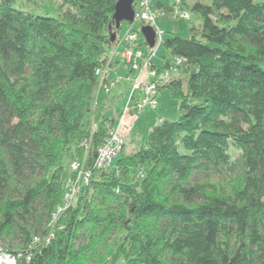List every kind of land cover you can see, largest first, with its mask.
I'll use <instances>...</instances> for the list:
<instances>
[{
    "label": "trees",
    "instance_id": "16d2710c",
    "mask_svg": "<svg viewBox=\"0 0 264 264\" xmlns=\"http://www.w3.org/2000/svg\"><path fill=\"white\" fill-rule=\"evenodd\" d=\"M116 1L62 0L53 17L0 0V244L16 264H104L115 247L124 264H264V0H176L199 28L167 31L150 66L173 67L156 83L178 117L110 172L95 161L112 119L84 127L110 81ZM65 158L89 174L56 213Z\"/></svg>",
    "mask_w": 264,
    "mask_h": 264
},
{
    "label": "rangeland",
    "instance_id": "374dc122",
    "mask_svg": "<svg viewBox=\"0 0 264 264\" xmlns=\"http://www.w3.org/2000/svg\"><path fill=\"white\" fill-rule=\"evenodd\" d=\"M158 1H161L165 6L164 8H169V10L167 12H163V14H159V12H157L159 11V9H156V4ZM61 3L62 0H13L12 2L15 8L21 9L23 11L31 12L33 14L48 15L53 17L60 16L59 6L61 5ZM190 3L191 2L188 1V4ZM150 9L154 11L156 15L154 27L158 31V34L156 35L155 42H159V36L161 38H164L167 35V31H171V30H175L176 33L183 38H189L191 36L190 27L193 26L194 24L197 25L196 17L199 18V15L197 13L192 12L189 8L185 7V9H181L176 0H152L150 4ZM175 9H179V12H185L186 15L185 16L176 15L175 12L178 11H175ZM133 22L132 24H128L125 21L122 22L121 28L118 32L119 44H121L122 48L118 51L116 50L113 51L114 53L111 52V54L117 55L121 61H125L126 63L130 64L129 67H131L132 62L130 61V55L122 56V53L123 52L126 53L125 51L134 52L135 50H140L143 54V57L145 56L144 55L145 53L149 55L153 53V55L151 56V62L157 65H161L163 63L162 56L166 54L165 49L162 46L161 42H159L158 45L157 43H155V47L154 48L152 47L151 51H149L146 50L143 46L138 45L139 44L138 40L139 41L141 40L138 37L134 40H129V41L125 39L126 32L129 29L136 28V25L133 24ZM195 35L197 38L200 37L198 32H196ZM139 61L144 62L142 55L139 58ZM137 73L138 70H132V74H129L128 76V80H130L129 83V81L127 80V70L126 71L124 70L119 74L118 77L119 83L117 85L111 86L108 89V91L106 92L104 91V93L107 96L105 95V97L101 99L100 102H95L92 100L91 109L86 116L87 120L84 128L89 127L90 129H94L95 126L102 119L109 122L111 118H113L115 125L118 123L119 117L122 116V120H123L124 113L120 112L118 115V109L119 111H122L125 105H128V107L130 106L128 97L131 95L130 93L133 89L136 76L138 75ZM141 78L143 80V84L147 83V79L149 80V76L147 75V73L146 76L143 75ZM118 85L119 87H117ZM116 87L119 88L121 94L120 93L113 94V89H115ZM93 95L92 98L94 97ZM141 97H142V87L140 86L139 98L137 102L140 100ZM157 97H158V105L156 104L155 107H144L141 111H137V112L133 111L131 114L129 113V111L126 112L127 114L123 120V125L121 129L123 134H127V135L129 134L127 136L128 139L125 141V143H123L124 146L122 145L124 153H129L132 150V148L135 146L133 143L129 144L130 137L133 136V142L134 141L137 142L139 140L140 141L142 140L144 142L146 141V134L150 129V127L156 123L157 117L159 115L166 117L168 119H176L178 117L179 112L177 109V101L170 97L167 90L161 89L158 92V95L156 96V100ZM117 154L120 155V151ZM75 161L76 160H70L65 158L63 161L65 168L66 169L71 168L73 170L71 165ZM110 164L106 168L110 167L109 171L114 172L115 157L112 159ZM77 177H78V171L75 170L73 176L70 177L71 178L70 180H72L74 183L73 185H71L70 188H72L73 191H75V193H76L75 183L78 180ZM12 247L14 246L12 245ZM104 264H124L123 259L116 247L113 250L111 257L108 258V260Z\"/></svg>",
    "mask_w": 264,
    "mask_h": 264
},
{
    "label": "built area",
    "instance_id": "2783aa9c",
    "mask_svg": "<svg viewBox=\"0 0 264 264\" xmlns=\"http://www.w3.org/2000/svg\"><path fill=\"white\" fill-rule=\"evenodd\" d=\"M152 0H138L135 3L134 6V21L137 20L141 22L142 24L145 25H151L155 32L156 35L158 34V31L154 27L155 25V19L156 15L155 12L150 9V4ZM176 15H186L185 12H179V9H175ZM159 14H163L164 11H157ZM159 36V35H158ZM137 38V33L135 32L134 29H129L126 32L125 39L127 41L129 40H134ZM161 41V37L159 36V42ZM157 43V45L159 44ZM126 50V49H125ZM122 53V56H129L130 55V61L132 62L131 68L133 70H138V75L142 71H146L147 75L149 76V80H147L146 84H141L140 86L142 87V97L140 100L135 104V106H129L125 105L124 108L122 109L121 113H125L131 110H134L135 112L141 111L144 107H155L157 104L156 96H157V83L156 80L158 79H165L168 74L170 73V70H173V67L170 69H163L161 71H158L155 68H152L150 66L151 64V55L149 54H144L145 56L143 57V54L140 50H135L134 52H127ZM143 58L144 62H140L139 58ZM175 64L181 63L180 58H175L174 59ZM96 73L101 77V75L104 73V71H96ZM138 75L136 76V80L134 85H137L138 81ZM119 83L118 78H115L113 80H110L107 85H105V92L108 91V89L113 86L117 85ZM121 116V115H120ZM121 120L122 116L119 117L117 125L114 127L112 124L108 125V130L106 132L104 141L102 145L98 148L97 152V158L95 161V166L96 168H106L112 161V159L117 155V153L120 151L123 143H124V138L119 134L118 130L121 125ZM73 170L78 171V180H84L85 182L88 179V171H83L80 168V164L78 162H73L71 165ZM71 178L68 179L65 193L63 196V202L60 206L57 207L56 213L60 212L62 209L66 208L72 198L74 197L75 191H73L71 185H73V181L70 180ZM77 180V181H78ZM78 182L75 183V187ZM76 190V189H75ZM70 194H68V193ZM52 235L49 233L46 239H49ZM0 264H16V256L14 253L8 251L2 244H0Z\"/></svg>",
    "mask_w": 264,
    "mask_h": 264
},
{
    "label": "crops",
    "instance_id": "0c3cea01",
    "mask_svg": "<svg viewBox=\"0 0 264 264\" xmlns=\"http://www.w3.org/2000/svg\"><path fill=\"white\" fill-rule=\"evenodd\" d=\"M157 3H159V5L158 4H156V9H163L164 10V5H163V3L161 2V1H158ZM183 9H185V8H183ZM196 20H197V25H193L196 29H198L199 28V24H200V18H198V17H196ZM193 26H191V27H193ZM190 27V28H191ZM172 31H175V30H172ZM176 32V31H175ZM141 41V40H140ZM139 40H138V42H140ZM122 47H121V44H119L118 43V45L114 48V49H112V50H110V53H109V55H110V61H111V66H110V69H109V72L106 74V77H107V79H112V78H114V77H119V74L121 73V72H123L124 70L126 71L127 70V80H128V76H129V74H132V72L130 71V67H129V65L130 64H128V63H126L125 61H121L120 59H119V57L117 56V55H112L111 54V52H113V51H118V50H120ZM114 53V52H113ZM162 58H163V56H162ZM123 64V65H122ZM124 67V68H123ZM138 74V73H137ZM143 75H145L146 76V71H142L139 75H138V81H137V85L138 84H143V80H142V76ZM147 78V77H146ZM148 80V79H147ZM129 81V83H130V80H128ZM131 85V84H130ZM117 87H119V85L117 86ZM115 88V89H113V94H118V93H120L121 94V92L119 91V88ZM95 91H93L94 93V97H93V101H95V102H100L101 101V99H103L104 97H105V93L103 92V88H104V84L100 81V82H98V84L95 86ZM159 92V91H158ZM157 95H158V93H157ZM107 96V95H106ZM157 105H158V97H157ZM120 112H122V111H119V109H118V115H119V113ZM129 113L131 114L132 112L131 111H129ZM126 112L123 114V120H124V118H125V116H126ZM112 119V121H113V126L115 127L116 125L114 124V120H113V118H111ZM161 119H168V118H166V117H163V116H158L157 117V121H156V123L158 122V121H160ZM123 120H122V124L120 125V127H119V130H118V132H119V134L121 135V136H123L124 137V143H125V141L128 139L127 138V136L129 135H127V134H123L122 133V131H121V129H122V125H123ZM155 123V124H156ZM155 124H153V125H155ZM152 127V126H151ZM150 127V128H151ZM133 137V136H132ZM132 137H130L129 138V144H137L135 141V143L134 142H131V139H132ZM138 142V141H137Z\"/></svg>",
    "mask_w": 264,
    "mask_h": 264
},
{
    "label": "water",
    "instance_id": "95a60500",
    "mask_svg": "<svg viewBox=\"0 0 264 264\" xmlns=\"http://www.w3.org/2000/svg\"><path fill=\"white\" fill-rule=\"evenodd\" d=\"M135 0H117L114 7L112 18L115 29H119L123 21L132 23L134 21L133 3ZM148 47L155 46L156 32L151 25H142L139 29ZM111 40L115 38V33L110 35Z\"/></svg>",
    "mask_w": 264,
    "mask_h": 264
}]
</instances>
